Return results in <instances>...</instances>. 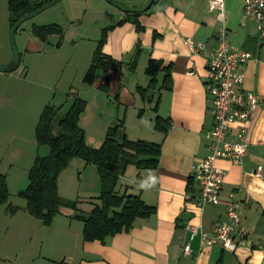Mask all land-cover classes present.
Segmentation results:
<instances>
[{
	"label": "crops",
	"instance_id": "obj_1",
	"mask_svg": "<svg viewBox=\"0 0 264 264\" xmlns=\"http://www.w3.org/2000/svg\"><path fill=\"white\" fill-rule=\"evenodd\" d=\"M30 1L38 4L49 0ZM145 1L129 0L131 4L123 6L118 1L108 0L120 6H115V11L107 9L110 5L105 4L109 7L103 8L121 19L100 30L93 53L102 30L113 27L106 32L101 53L117 65L110 68L106 76L97 71L92 85L82 80L88 69L85 68L80 85L65 95L72 102L74 97L68 94L86 102L78 124L89 147L99 148L108 127L117 123H122L117 142L125 136L129 140L160 145L156 168L138 170L128 166L119 178L123 183L117 185L120 193L139 195L154 209L153 214L146 219H136L128 231L101 244L83 241L82 222L79 221V228H72L76 212L70 208L59 207L49 226L30 216L25 208L16 205L19 210L15 214H8L5 208L0 211V264H264V102L249 124L247 151L240 163L215 161V166L225 174L220 196L227 198L233 194L240 203L241 223L247 236L237 241L233 252L223 249L219 243L202 246L199 235L192 236L187 226H200L210 232L225 218L222 205H207L203 209L195 206L198 189L191 174L193 165L208 155L207 134L213 128L205 63L217 44L218 22L215 13L207 9L208 0H155L153 6L137 17L142 27L137 31L132 13L123 9L139 7ZM243 1L225 0V25L231 45L257 59L253 57L240 65L243 82L239 89L251 91L262 99L264 41L261 45L258 43L255 22L244 17ZM187 39H191L194 47L203 44L205 48L192 52ZM45 42H33L34 52H41V43ZM149 61L158 62L160 71L155 77V86L140 95L137 90H146L149 85L150 77L145 73ZM24 71L25 68L21 73L16 69L0 74L7 82L18 86ZM166 74L169 79L165 83ZM13 84L7 91L0 83L3 115L0 114V169H7L3 171H6L10 196L14 197L21 190L11 186L18 180H27L34 159L47 157L50 149L35 144V128L30 127V123L21 133L19 118L16 120L18 109L22 116H27L29 107L15 98L19 86L14 88ZM103 84L105 91L99 88ZM14 113L16 116H12ZM5 115L12 116L6 127ZM156 118L163 121V129L155 130ZM235 134L236 126L232 125L227 140L233 142ZM7 151L11 153L7 155ZM258 166L263 169L261 177L251 174ZM8 171H12L10 175ZM99 189L96 167L80 159L71 160L58 178L59 196L66 201H76L77 209L81 202L92 206ZM187 244L192 250L189 257L183 255Z\"/></svg>",
	"mask_w": 264,
	"mask_h": 264
},
{
	"label": "trees",
	"instance_id": "obj_2",
	"mask_svg": "<svg viewBox=\"0 0 264 264\" xmlns=\"http://www.w3.org/2000/svg\"><path fill=\"white\" fill-rule=\"evenodd\" d=\"M47 1L33 4L30 0H7V13L9 25L12 26L19 18L39 8ZM155 4V0L152 6ZM140 13H132V23L137 31H141L138 22ZM127 14L125 18H127ZM120 24V23H119ZM113 27L105 28L93 53L91 63L83 76V82L92 85L97 71L106 76L108 70L117 65L109 57L101 53L105 42V35ZM31 35L45 42L51 35H62V29L57 25H33ZM159 63L149 61L145 73L150 77L146 90L138 89L142 95L156 84V75L160 71ZM168 73V72H167ZM169 77L166 74L165 83ZM106 90V85L99 87ZM74 100L69 109L56 124L54 122L60 108L45 105L34 129V141L37 146H47L50 153L47 157L37 156L27 173L28 185L17 196L25 200V210L33 218L49 226L58 214L59 207L72 209L76 214L74 218L82 222L83 241H99L105 244L112 236L128 231L136 219H146L153 214L154 209L147 206L139 195L119 192L117 185L128 166L138 170L154 169L158 165L160 145L142 140H129L125 136L117 142V133L122 123L108 127L104 140L99 148H91L85 142L83 130L79 127V115L84 111L86 102L74 94ZM163 121L155 119V130L163 129ZM80 159L85 164L96 167L99 179L98 204L91 206L87 216L80 215L76 201L63 200L58 194L59 175L67 168L71 160ZM9 190L4 174H0V206L7 205L6 212L15 214L19 208L8 203Z\"/></svg>",
	"mask_w": 264,
	"mask_h": 264
},
{
	"label": "rangeland",
	"instance_id": "obj_3",
	"mask_svg": "<svg viewBox=\"0 0 264 264\" xmlns=\"http://www.w3.org/2000/svg\"><path fill=\"white\" fill-rule=\"evenodd\" d=\"M114 1L122 3L123 6L131 4L129 0ZM105 4L111 7L107 9H112V11L117 9L115 8L117 5L108 2V0H60L42 13L24 21L16 30L14 35L15 50L20 67L25 68V71L18 82L19 87L13 82H7V78L1 74L0 83H3L7 91L11 89V83L14 88L18 87V96L15 98L29 107L27 116H22V111L20 112L18 109L16 120L19 118L21 133L27 130L29 123L30 127L34 126L35 128L45 105L60 108L53 124L54 132H56L58 120L72 103L71 99L67 100L65 94L68 91L73 92L80 85L81 76L90 65L96 41L100 37V30L121 19V16L116 19L103 8L109 7L104 6ZM9 24L7 0H0V64H5V66L11 64L13 57L9 40L11 27ZM51 24L59 26L62 29V35L49 36L45 43H41L43 46L41 52H34L33 42L40 43V41L31 35V27ZM0 112L2 115V111ZM16 114L14 113L12 116H16ZM12 116H4L5 127L12 121ZM10 153L7 151L6 154ZM3 170L7 169H0V174L5 175L6 171ZM11 172L8 171V174L10 175ZM9 182H11V178ZM120 183L123 182L119 181ZM26 184L28 185V180H18L11 188L24 190L27 187ZM9 198L8 203L12 202L14 206L25 208L24 199L19 196H10ZM93 203L98 204V201L94 200ZM6 206H0V211H4ZM78 208L80 215L87 216L91 204L81 202ZM72 223L73 229L77 226L79 228L81 225L76 219Z\"/></svg>",
	"mask_w": 264,
	"mask_h": 264
},
{
	"label": "built area",
	"instance_id": "obj_4",
	"mask_svg": "<svg viewBox=\"0 0 264 264\" xmlns=\"http://www.w3.org/2000/svg\"><path fill=\"white\" fill-rule=\"evenodd\" d=\"M207 9L215 13L218 22L215 32L217 44L205 63L206 90L211 97L213 128L207 134L208 155L193 165L191 174L198 189L195 206L203 209L207 205H222L225 208V218L217 222L210 232L204 231L200 226L188 225L187 229L192 236L199 235L202 246L219 243L223 249L233 252L237 241L246 238L247 234L241 223L240 203L234 199L233 194H229L227 198L220 196L225 174L215 166V161L222 159L232 164L240 163L247 151L246 136L249 124L260 103L264 102V98H259L251 91L239 89L243 82L240 65L253 57L257 59L256 56L229 42L225 25V0H208ZM242 9L244 17L255 22L257 40L261 45L264 41V0H244ZM186 41L192 52H199L205 48L203 44L194 47L191 39ZM232 125L236 126V138L230 142L227 135ZM262 171V167L258 166L251 174L261 177ZM191 254L190 245H185L183 255L189 257Z\"/></svg>",
	"mask_w": 264,
	"mask_h": 264
},
{
	"label": "water",
	"instance_id": "obj_5",
	"mask_svg": "<svg viewBox=\"0 0 264 264\" xmlns=\"http://www.w3.org/2000/svg\"><path fill=\"white\" fill-rule=\"evenodd\" d=\"M60 0H49L39 8L35 9L34 11L22 16L19 18L11 27L9 31V40L10 44L13 50V57H12V62L9 66H0V72L1 73H10L12 71H15L16 69H19V73L23 71V67H20L19 60H18V55L15 50V44H14V35L18 27L26 20H29L33 18L34 16L42 13L43 11L47 10L51 6L55 5L58 3ZM154 0H146L143 5L129 9L127 7H124V11L129 12V13H142L147 11L151 5L153 4ZM120 5H117V7Z\"/></svg>",
	"mask_w": 264,
	"mask_h": 264
}]
</instances>
